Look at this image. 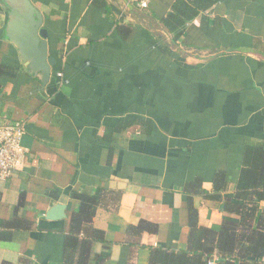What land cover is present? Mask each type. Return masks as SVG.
Wrapping results in <instances>:
<instances>
[{"label": "crops", "instance_id": "obj_1", "mask_svg": "<svg viewBox=\"0 0 264 264\" xmlns=\"http://www.w3.org/2000/svg\"><path fill=\"white\" fill-rule=\"evenodd\" d=\"M177 1L31 0L56 62L45 87L7 38L0 4V125L24 123L27 150L0 180V264H65L73 192L99 195L81 237L104 233L91 251L105 264L188 250L189 202L200 227L239 220L224 203L247 146L264 148V0H197L175 39L163 20ZM57 204L66 218L47 220ZM142 222L150 228L131 230Z\"/></svg>", "mask_w": 264, "mask_h": 264}, {"label": "trees", "instance_id": "obj_2", "mask_svg": "<svg viewBox=\"0 0 264 264\" xmlns=\"http://www.w3.org/2000/svg\"><path fill=\"white\" fill-rule=\"evenodd\" d=\"M197 0L192 3L178 0L163 25L179 39L180 27L193 20L198 14ZM145 130L149 124L141 123ZM132 124H126L128 128ZM148 132V131H147ZM218 183H223L220 176ZM224 189V187H217ZM210 199H219L216 194L208 195ZM71 198L78 202V209L72 215L69 232L64 244L65 264H105L107 255L92 256L94 243H103L104 233L94 229L88 237H81L87 225L92 224L99 205L98 193L93 195L73 192ZM224 209L234 211L239 220L226 219L221 229L216 232L198 225V213L189 202V246L188 250L174 252L163 249L152 251L150 264H207L215 253L216 264H264V210L260 203L264 201V148L259 144L247 146L243 158L236 192ZM238 201L237 203L231 202ZM14 226V225H13ZM15 227V226H14ZM29 227L25 222L15 228ZM147 222L131 230L149 229ZM0 238H5L0 234Z\"/></svg>", "mask_w": 264, "mask_h": 264}, {"label": "water", "instance_id": "obj_3", "mask_svg": "<svg viewBox=\"0 0 264 264\" xmlns=\"http://www.w3.org/2000/svg\"><path fill=\"white\" fill-rule=\"evenodd\" d=\"M7 10L6 36L15 45L20 60L34 76H41L45 87L52 76L55 60L49 57L48 31L43 27V17L31 0H0ZM66 206L57 204L46 213L47 220L66 218Z\"/></svg>", "mask_w": 264, "mask_h": 264}, {"label": "built area", "instance_id": "obj_4", "mask_svg": "<svg viewBox=\"0 0 264 264\" xmlns=\"http://www.w3.org/2000/svg\"><path fill=\"white\" fill-rule=\"evenodd\" d=\"M139 9H148L153 0H131ZM58 78L63 74L59 73ZM26 134L24 123H7L0 125V180L9 179L12 174L23 167L26 162L27 150L23 145ZM215 255L207 264H216Z\"/></svg>", "mask_w": 264, "mask_h": 264}]
</instances>
